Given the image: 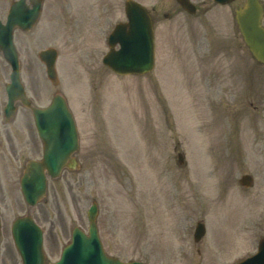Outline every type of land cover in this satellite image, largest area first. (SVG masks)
<instances>
[{
  "label": "rangeland",
  "instance_id": "obj_1",
  "mask_svg": "<svg viewBox=\"0 0 264 264\" xmlns=\"http://www.w3.org/2000/svg\"><path fill=\"white\" fill-rule=\"evenodd\" d=\"M125 1L46 0L32 31L24 36L17 34L15 38L21 79L33 104L47 105L55 93L62 94L74 114L79 133L81 167L49 180L45 198L31 210L32 217L43 230L46 259L54 261L59 257L70 241L73 227L87 230L86 211L95 201L99 210V231L112 256L147 264H234L251 255L259 238L264 236V148L260 141L264 131L256 132V146L254 139L247 141L253 147L246 148L244 158H237L232 143L226 152L221 148L225 144L221 134L234 135L235 121H262L264 126V66L255 63L242 38L240 54L234 62V53H237L233 44L234 11L245 0H235L226 6L212 0H191L197 9L194 15L185 13L176 0H135L149 10L154 21L156 66L153 72L143 77H128L131 79L114 77L101 63L108 51L109 33L114 25L125 21ZM260 1L264 7V0ZM8 3L10 0H0L3 21ZM199 45V52L208 47L206 53L211 54L207 58L216 55L224 70L222 75H215L219 80L209 77L210 89L196 72ZM48 47L55 48L58 53L57 86L47 80L44 66L37 58V53ZM9 73V66L0 56V145L8 135L24 140L27 127L32 133V151L22 155L18 152L14 160L8 152L3 153L0 146V264H21L12 243L10 225L15 217L28 211L18 190V181L24 163L41 156V144L31 115L20 106L14 120L3 126L4 85ZM176 79L180 86L183 81L186 84L197 122L198 119L209 120L208 129L201 128L199 121L195 125L199 130L195 128L198 132L194 131L200 135L206 133L209 140L221 139L220 144L212 146L210 154L216 172L207 185L211 198L201 195L202 180L197 181L195 173L191 176L177 171L171 175L162 169L164 158L173 155L168 139L170 128L177 124L178 139L185 145L182 121L192 122L187 121L191 114L189 106L177 103L176 98L173 100V91L180 95V86L174 90ZM157 81L165 92L161 97V113L151 104L148 106L151 111L143 116L146 104L142 97L149 91L154 93ZM219 87L227 92L222 94L225 100L220 106L215 103L222 100L215 92ZM127 95L133 102V98L136 99L142 116L133 112ZM136 115L141 118L139 121ZM145 119L149 123L142 130L140 121L144 123ZM143 135L150 139L143 140ZM107 136L112 143L106 142ZM245 171L252 177L248 189L238 182ZM155 179L158 184L153 182ZM220 182L222 191L217 187ZM143 184L149 190L147 206H159L152 215L161 223L169 214L167 203L173 189L178 194L181 189L180 197L186 202L191 198V193L184 191L188 185L197 190L193 193L194 199L200 202L206 219L211 220L215 229L213 245L207 236L202 251V243L193 246V250L186 248L185 236L174 230L168 236L163 226L155 229L154 221L148 216L144 218V228L142 224L139 230Z\"/></svg>",
  "mask_w": 264,
  "mask_h": 264
},
{
  "label": "water",
  "instance_id": "obj_2",
  "mask_svg": "<svg viewBox=\"0 0 264 264\" xmlns=\"http://www.w3.org/2000/svg\"><path fill=\"white\" fill-rule=\"evenodd\" d=\"M216 1L227 3L231 0ZM178 2L190 13L194 11L188 0H178ZM125 5L128 24L116 26L109 37V45L112 47L118 43L120 50L111 51L104 58V63L120 75L141 74L149 71L153 65L152 21L137 3L129 0ZM20 6L23 7L22 2L15 4L11 8L6 25L0 24V51L12 68L11 83L6 86L9 97L6 113L9 118L14 114L12 102L16 98H20L23 104L28 106L22 96L17 54L12 44V31L16 25L29 31L36 22L40 10V3H36L31 11H27L24 7L23 10ZM261 14L262 9L257 0H248L245 7L236 12V20L250 52L258 61L264 63V29L260 26ZM39 58L46 66L49 79L55 83L56 52L53 49L41 51ZM31 109L39 137L45 145L43 161L31 162L21 179L24 199L30 206H34L45 196V170L52 178L57 177L65 165V160L77 150L78 142L72 117L61 97L56 96L51 106L45 110ZM74 165L69 167L74 168ZM96 213L97 208L92 205L88 212L89 237H84L78 229H74L71 245L64 250L60 262L56 264H123L106 257L100 244L98 246ZM12 235L24 264H43L41 231L30 217L17 219L12 227ZM241 264H264V240L261 242L259 253Z\"/></svg>",
  "mask_w": 264,
  "mask_h": 264
},
{
  "label": "flooded vegetation",
  "instance_id": "obj_3",
  "mask_svg": "<svg viewBox=\"0 0 264 264\" xmlns=\"http://www.w3.org/2000/svg\"><path fill=\"white\" fill-rule=\"evenodd\" d=\"M54 1H57V0H53ZM239 48V46H238ZM197 55H201V54H197ZM202 56V55H201ZM216 57V55L214 56ZM196 60L197 62L199 63V66L198 68L196 69V72H199L201 71L202 67H204L205 63H206V59H199V57L196 56ZM213 61H216L215 58ZM211 72L213 73H218L219 70L217 69V67L214 69V70H209L208 68L203 70L202 73L203 75H209ZM253 125H252V128H251V131L253 132L252 135H250V137H254V143L253 145L256 146V134H255V131L257 130V127H256V123L255 121H252ZM242 131H245L244 129L241 128L240 132L237 134L236 136V139H237V142H239L237 145V152L238 154L240 155L241 152H242V148H250V147H253L251 146V144H247L245 145L244 144V141H243V137L244 135L243 134H240ZM25 139L24 140H21L19 141L18 139H13L10 135H8V138L5 140V142L0 145L1 148H2V152L3 153H6L8 152L9 155L12 157V159L16 160V157H17V153L19 152L21 155L24 154V153H28V152H31L32 151V133H31V130L29 131V128L26 127V131H25ZM11 159V158H10ZM190 207V203H188V200L186 202V207H185V212H186V220H188L187 216L190 215V212H191V209L189 208ZM183 209L180 210V212L184 211ZM177 222L179 224L182 225V222H183V217L182 215H177Z\"/></svg>",
  "mask_w": 264,
  "mask_h": 264
}]
</instances>
